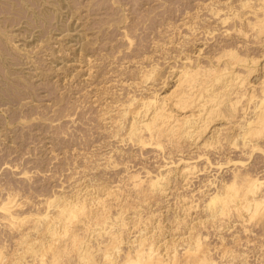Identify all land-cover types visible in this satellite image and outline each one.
<instances>
[{"label": "rangeland", "instance_id": "rangeland-1", "mask_svg": "<svg viewBox=\"0 0 264 264\" xmlns=\"http://www.w3.org/2000/svg\"><path fill=\"white\" fill-rule=\"evenodd\" d=\"M226 2L237 6L240 0H0V29L2 33L5 31L4 34L0 33L3 41L1 46L6 53L0 56V63H3L0 65L2 66L0 68V186L3 184L2 188L0 187V202L5 200L9 193H15L16 200L21 203L20 206L15 207L16 209L14 208L16 213L29 215L45 211L49 198H56L59 195L72 196L75 189L85 186L104 187L105 185L109 188L110 185L112 190L115 187L120 188L114 189V192L117 191L115 192L117 196L123 198L129 196L130 199L126 198L125 202H131V197L132 199L139 197L138 200H132L136 208L129 202L124 206L125 202H122L115 207L112 214H116L119 210L117 208H122L120 210L124 211L121 212L126 221H131L135 214L141 213L140 216L144 219L152 215L153 221L158 224L155 235L160 239V244L165 246L168 241L183 243L181 238L188 237L191 232V237L203 236L204 245L212 248V257L218 264H263L264 215L255 218L257 221L254 219L249 222L244 221L245 223L232 218L229 224L217 223L210 228H204L208 225L198 224L192 231L186 228L181 230L176 227L177 222L173 221L180 219V215L185 213L179 200L184 199V196L193 195L194 192V199L199 198V201L196 199L195 203L198 204L191 208L187 218L189 221L196 219L195 222H198L201 218L199 220L197 216H200L204 220L207 212L204 205L208 202L210 192L207 190L208 187L202 188V183L207 178L211 179V176L212 179L218 176L217 180L220 177L227 178L231 174V166L222 169L225 170L224 172L218 170L219 175L217 169H212L213 171L208 169L206 174L198 173L203 176L194 175L196 177L192 178L189 184L191 186L194 183V185L188 186V189L180 187L179 179L173 180L171 176L168 196L155 194L147 199L148 194L144 197L143 194H136L130 184L133 183L132 179L129 181L127 178L137 172L145 181L148 175L144 172L149 169L155 176L159 172L156 171L159 169L158 165L162 162L164 164L169 159L167 158L169 155L163 157L165 152L153 147L141 150L140 146L132 144L127 139L125 142H120L119 138L114 137L113 132H110L113 126L109 118L105 119L107 115L103 116L106 111L108 112L109 106L111 109L116 105L114 101L123 99L129 92L131 95L140 93L142 88L135 89L129 87V84L132 83L133 77L138 76L137 71L141 65L147 68L154 64L158 65L156 74L152 77L155 79L150 78L149 82L146 80V84L140 81L141 86L152 88L153 84L160 83L163 76L167 77V74L170 76L167 69L170 70V67L176 63L178 66L180 60L171 57L168 61L165 57H169L172 52L175 56L177 47L185 44L188 39L192 42L196 40L195 46L189 45L190 54L203 46L202 49L206 48L205 53L208 52L205 54L206 57L211 49L224 44V41L237 40L239 46L248 45L252 50L254 49L256 54L254 52L253 54L261 58L257 54H262L264 48L256 43L255 32L250 27L246 28L247 32L250 30L248 34L254 38L249 35L245 38L235 31L236 27L240 28L239 14L246 9H235L238 10L236 13L238 17L228 9L224 10L221 13L223 18H234V20L229 19L225 26L212 14V8L221 3L220 6H223ZM190 19L200 22L202 26L219 29L213 35H205V29H198L195 33L186 24L191 21ZM129 31H132L131 35ZM227 33L233 34V41L226 37ZM252 46H255L257 51ZM172 58L175 60L173 61ZM263 60L264 58L260 62L261 66L263 64L262 67H264ZM251 78L252 82L260 81L258 76L254 75ZM172 84L171 82L170 86ZM167 88L162 92L168 91ZM233 151L230 156L237 157L236 160H243L250 170L255 168L254 171L258 173L263 184L261 185L264 186L262 153H255L250 159L248 155L240 153L242 151L239 149ZM141 154L144 156H140ZM215 156H212V159H218V155ZM178 158L175 156V159ZM221 158L223 156L219 157ZM205 164L202 160L199 161L198 166ZM79 186L80 188H77ZM200 187L204 191L203 194L201 190V193L197 192ZM132 191H135L134 194ZM129 192L132 195H129ZM129 208L131 210H128ZM12 224L10 221L0 219V244H2L0 247L3 246V251L6 253L20 248L17 247L18 243L15 240L20 233L17 232L20 227L16 228L18 225L14 223L15 227ZM29 224L24 226L27 227ZM129 225L130 227L128 226L122 233L125 242L130 238L134 239V234L136 237L137 229ZM91 233L89 232L85 239L87 241L89 235L92 236L90 244L95 245L97 240L94 237L99 235L95 234L97 232L93 233L94 236ZM189 241L190 238H187L185 243ZM122 247H125V244H122ZM67 252L71 251L62 254L64 263L60 257L61 264H73L78 258L74 257L76 253L71 252L72 257ZM99 254L102 253H98L97 258L102 260V255ZM31 255L30 252L22 253L19 256L15 255L14 258H21L15 260L17 264H38L37 261H33ZM103 263L106 264V261H102Z\"/></svg>", "mask_w": 264, "mask_h": 264}, {"label": "bare ground", "instance_id": "bare-ground-1", "mask_svg": "<svg viewBox=\"0 0 264 264\" xmlns=\"http://www.w3.org/2000/svg\"><path fill=\"white\" fill-rule=\"evenodd\" d=\"M238 4L240 6H238ZM238 4H236L237 6L231 3L228 4L227 2L223 6H220L222 3L218 4L212 8V14L217 16L218 20L222 22L221 24L224 25L228 23L229 19L234 20V18L231 17L223 18L221 13L224 10L228 9V11L233 12L237 15L236 17H238V14H236L237 11L241 10V8L246 9L239 14L238 20L240 21V28L236 27L235 31L247 38L250 30L247 32L246 28L248 29V27H250L252 31L255 32L254 36L256 38L251 35L249 36L257 39L256 43L264 48V0H240ZM213 5H215V3ZM213 5L211 7H213ZM235 9L238 10L236 11ZM225 16H227V14ZM193 20L188 21L186 24L188 28L195 33L198 29H205V35H213V33L219 29H216V27H208L204 25V23V26H202L200 22ZM131 32L132 31H129L128 33L130 34ZM0 33H2V31ZM4 33L5 31H3L2 34ZM226 37L232 40L233 34L227 33ZM129 40V42H131V39ZM199 40L201 39L199 38ZM195 41L192 42L191 39L190 41L189 39L186 40V43L184 42L185 44L181 46L177 45L179 47L175 50V56L172 52L169 57H165L168 61V58L174 57L176 60L179 59L180 62L178 61V66H176L177 63L174 64L175 66H171V71L167 69V71L170 72V76H168V74L167 77L163 76L159 84L156 83L153 84V86L151 85L152 88L141 86L142 84L140 81L145 83L146 80L149 82L150 78L151 80L155 79L152 77L156 74L158 65L154 64L149 68L142 67L141 65V68L137 71L138 76L136 78L133 77L132 83L129 84V87L132 86L135 89L142 88L141 91L139 90L140 93H133V95H131L129 92L123 99L120 98V100L114 101L116 105L112 106V110L109 106L110 111L108 110L107 112L105 110L106 113L103 114L104 117L107 115L105 119L109 118L112 123L111 126H113V130L109 131L113 132V136L118 137L120 142H125L127 139V141H131L132 144L140 146L141 150L153 147L164 151L165 154H163V157L166 156V154L169 155L167 158L171 161H167L169 160L167 159L164 164H162V162V165H158L159 169H165L161 171L156 169V171L159 172L157 174L155 173V176L152 175L154 172L152 173L149 168H147L149 170L145 168L147 171L145 170L146 172L144 173L148 175L146 176L147 178H145L147 180H142L139 176L140 173L138 174L137 172L127 178L129 181L132 179L131 182L133 183L130 184L133 186L137 195L143 194L144 197L145 194H148V198L145 196L147 199L152 198L155 194H165L168 196L167 191H169L171 176L174 178L173 180L179 179V183L181 184L180 187L183 186V188L187 187L188 189L192 178L196 177H194V175L202 172V174H206L208 169H217L218 173V170L220 171L227 168V166L228 168L231 166L229 178L220 175L224 178L221 179L220 177V179L217 180L216 177L218 178V176L215 175L216 177L214 179H212L213 176H211V179L207 178L204 183L201 182L203 184L202 188L208 187L207 190L210 192L208 193L210 195L208 202L204 205L207 211L205 218H203L204 220H202L200 216H197V219L198 217L199 220L201 218L200 221L197 220L198 222H195L196 219H190V221L188 219L189 211L198 204L195 203L196 199L199 201V198H196L198 194L195 196L196 199H194L195 192L193 195L191 194L189 196L183 197L182 195L184 199L181 198L182 200L179 201L182 202L181 207L185 213L180 215V219H177V217V220L173 221L177 222L174 223H176V227H179L181 230L186 228L191 231L196 229L198 224L208 225L204 228H210L216 226L217 223H221L222 225L228 222L229 224L232 218L235 220L237 218L236 221L238 222H249L258 216L264 215V186H262L263 184L258 173L254 171L255 168L250 170L243 160H236L237 157L234 158L230 156L233 150L236 152L238 149L242 151L240 153L246 156L248 155L250 159L258 152L262 153L264 156V67H262L263 64L261 66L260 63L261 59L264 58V51L261 49L263 53L257 54L260 55L261 58H259V56L255 55L254 49L252 50L248 45H245V47L244 45H240V47L238 45L239 43L236 42L237 40H234L235 42L232 40L233 42L224 41V44H216L218 45L216 48L212 46L213 49H211L210 53L205 57V54L208 52L205 53L204 50L206 48L202 49L203 46L190 54L191 50L189 45L195 46ZM1 42L3 43L0 37V56L6 54L4 53V49L2 50L3 46H1ZM252 47L255 48V46ZM191 49L193 48L191 47ZM207 51H209V49ZM253 52L255 54H253ZM175 59H173V61ZM1 64L3 63H0V65ZM254 75L259 77L260 81L258 80V83L252 82L251 77ZM171 82L173 84L170 86ZM165 88H167L168 91L162 92ZM103 108H101V110ZM103 116L102 118H104ZM108 125L109 124H107V126ZM108 135H110V133ZM215 155H218V159L216 158V160H214L215 158L212 159V156ZM140 156L144 155L141 154ZM175 156L179 158L175 159ZM220 156H223V158L219 159ZM163 157L162 159H164ZM202 160L205 161L206 164L199 167L198 163ZM153 164L155 165L154 162ZM232 166L234 167L232 168ZM223 172H221V174ZM202 174H198V176ZM226 175H228V173ZM102 183L105 184L104 182ZM2 185L3 184L0 186L1 188ZM95 185L98 186L97 184ZM77 188H80V186ZM81 188H74L75 191L72 196L66 197V195H63V197L56 195L58 197L49 198L46 202L45 211L31 213L29 215L17 214L15 207L20 206L21 203H18L16 200L15 193H7L8 196L5 200H1L2 202H0V219L8 222L10 221V223L13 224L15 223L18 225V227H16L14 224L16 228L20 227L17 231H20L18 238L17 236L15 237L17 238L15 239L18 243L17 247L20 248H17L13 252L6 253L3 251V246H1L0 264H17L15 260L19 258L16 259L14 256H19L22 253L26 254L28 252L32 254L31 257L33 261H37L38 264H61L60 257L63 259L62 254L66 251L76 253L74 257L78 258H74L76 260L73 264H102V261H106V264L109 262H111L110 264H218V262L214 260V257H212V248H209L207 244V246L204 245L203 236L198 235L191 237L192 234L190 232L188 237L181 238V242L183 243L168 241L164 246L160 244V239H157L155 235L158 224L153 221L154 218L152 215L144 219L140 216V213L138 215L135 214L133 218L131 212V217L133 219L131 218V221H126L123 217L124 214L121 212L123 210H120L122 208H117L120 211L118 210L119 212L117 211L118 213L116 212V214L114 213L115 215H113L112 213L115 207L125 202V199L129 197L127 195V197L123 195L126 198L117 196L115 194L117 191L114 192L116 187L113 188V190L110 188V185L109 188L105 187V185L104 187H95L91 185ZM202 188H197L199 189L197 192ZM128 190L130 191L131 189L129 188ZM120 191H122V189ZM135 191H132V193ZM123 192L125 193V191ZM130 192L128 193L129 195L131 194ZM203 192L204 191H202L201 194H203ZM138 198L136 199L135 197L133 199L138 200ZM133 199L131 197V202ZM126 202L124 206L128 204ZM131 202H129L130 205H134V203ZM127 207L128 206H126V208ZM133 207H135V205ZM131 209L133 208L131 207ZM131 209L129 208L128 210ZM135 211L134 209V212ZM136 213H138V211ZM25 224H29V226L26 227L24 226ZM129 224H131V228L137 229V232L135 231L136 237L134 234V239L130 238V240L125 242L123 239L124 237L122 238V233L124 230H127L128 226L130 227ZM262 227H264V225ZM89 232H92L91 234L97 232L95 234L99 235V237H94L97 240L95 245L90 244L92 236L90 237L89 235L90 238L88 237L87 241L85 239ZM138 232L139 234L137 235ZM187 238H190V241L185 243ZM201 240H203V243ZM177 243H179V245H177ZM83 244H85L84 247ZM122 244H125V247H122ZM180 247L181 249H179ZM71 252L67 253L71 254ZM98 253H102L99 254L102 255V260H98ZM65 254L66 253H64V255ZM62 263H64V259Z\"/></svg>", "mask_w": 264, "mask_h": 264}]
</instances>
